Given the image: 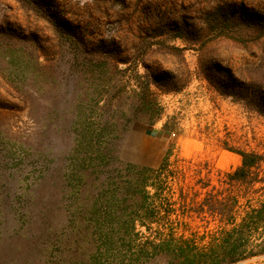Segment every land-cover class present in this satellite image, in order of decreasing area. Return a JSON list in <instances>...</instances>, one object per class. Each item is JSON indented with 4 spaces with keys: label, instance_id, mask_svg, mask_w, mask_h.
I'll return each instance as SVG.
<instances>
[{
    "label": "rangeland",
    "instance_id": "obj_1",
    "mask_svg": "<svg viewBox=\"0 0 264 264\" xmlns=\"http://www.w3.org/2000/svg\"><path fill=\"white\" fill-rule=\"evenodd\" d=\"M35 1L0 0V264H141L127 224L155 200L135 184L142 168L172 145L224 172L240 164L235 151H264V116L199 70L201 54L264 90V37L235 28L244 48L199 34L217 6L264 17V0ZM48 4L67 30L44 19ZM182 19L188 41L152 33ZM167 45L185 48L188 74ZM165 73L179 92L144 91L149 74L171 85Z\"/></svg>",
    "mask_w": 264,
    "mask_h": 264
},
{
    "label": "trees",
    "instance_id": "obj_2",
    "mask_svg": "<svg viewBox=\"0 0 264 264\" xmlns=\"http://www.w3.org/2000/svg\"><path fill=\"white\" fill-rule=\"evenodd\" d=\"M39 2L31 0L32 8ZM46 6L44 19L55 28L67 30L64 23L52 19L54 14L51 10L54 9L51 5ZM185 19L174 26L158 24L152 33L161 28L171 39L188 41L186 38L190 31L187 29L190 26ZM201 21L199 34H211L212 42H243L244 48H247L248 37L244 40L239 32L236 34L234 31L243 27L253 28L257 33L256 39L264 37V17H244L238 14L237 8L228 5L217 6ZM199 37L203 41V36ZM166 48L181 58V65L188 74L182 55L185 48L174 45H167ZM199 70L219 95L231 97L264 116V90L260 83L246 82L220 63L203 60L201 54ZM164 76L165 81L172 82L171 85L167 83V87H163L162 77L146 75L144 91L149 90L151 83L164 93H176L183 88L172 86L170 74L165 73ZM166 127L164 125L163 128ZM235 153L240 157V164L224 172L214 170L207 162L195 163L191 159L178 158L173 154L172 145L165 150L156 168L140 170L142 176L135 184L147 197V188L153 190L155 200L144 207L143 221H138V225L134 220L127 224L137 240L140 239L135 245V262L240 264L264 258V151L239 150ZM136 209L135 212H138ZM171 216L177 220L168 221ZM155 218H159L160 222L153 221ZM154 223L155 226H152ZM138 226L144 228L146 234L141 233ZM109 233L112 235V230ZM114 244L112 240L107 246L113 249Z\"/></svg>",
    "mask_w": 264,
    "mask_h": 264
}]
</instances>
